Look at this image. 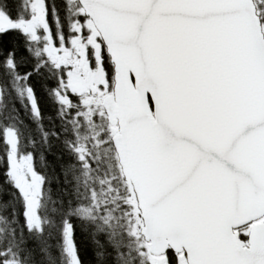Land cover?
<instances>
[{"label": "snow or ice", "instance_id": "6c2138e0", "mask_svg": "<svg viewBox=\"0 0 264 264\" xmlns=\"http://www.w3.org/2000/svg\"><path fill=\"white\" fill-rule=\"evenodd\" d=\"M0 264H264V0H0Z\"/></svg>", "mask_w": 264, "mask_h": 264}]
</instances>
